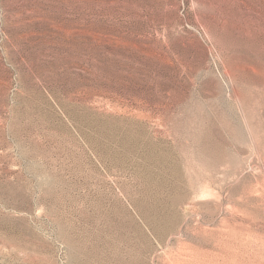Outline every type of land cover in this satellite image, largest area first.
<instances>
[{"label":"rangeland","instance_id":"rangeland-1","mask_svg":"<svg viewBox=\"0 0 264 264\" xmlns=\"http://www.w3.org/2000/svg\"><path fill=\"white\" fill-rule=\"evenodd\" d=\"M108 244L264 264V0H0V264Z\"/></svg>","mask_w":264,"mask_h":264},{"label":"bare ground","instance_id":"bare-ground-1","mask_svg":"<svg viewBox=\"0 0 264 264\" xmlns=\"http://www.w3.org/2000/svg\"><path fill=\"white\" fill-rule=\"evenodd\" d=\"M175 203H176V200L173 201V205ZM148 208H149V206H148ZM142 212H144V211H142ZM151 213L156 218V219H153V221L156 220V222H158V221L161 222L163 224V226L166 227L168 230H175L176 227H178V225L180 224V217H179L178 213L173 208H171L169 206V204H167L163 201L157 200V203H154L152 206L150 204V210H149V216H148V221L150 223H151V219H152ZM144 215H145V213H144ZM113 247L114 246H111V244L108 246V248L111 251H112V249L114 250V252L116 253V256L114 258H111V257L106 258V260L108 262H111L112 261L111 259H114V261L117 262V264H146L142 259H139V258H135V259L133 258V260H130L129 262L123 261L124 259L122 260L120 256H117L118 255L117 254L118 253L117 248L116 247L113 248ZM105 263H107V262H105Z\"/></svg>","mask_w":264,"mask_h":264}]
</instances>
